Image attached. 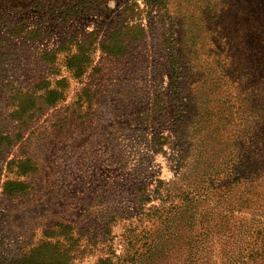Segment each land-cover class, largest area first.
<instances>
[{
  "label": "rangeland",
  "instance_id": "1",
  "mask_svg": "<svg viewBox=\"0 0 264 264\" xmlns=\"http://www.w3.org/2000/svg\"><path fill=\"white\" fill-rule=\"evenodd\" d=\"M137 2L144 32L132 43L125 39L130 47L122 54L101 48L123 18L108 2L99 17L71 23L28 15L23 25L39 26L40 34L13 41L3 56L0 134L11 142L0 145V264H19L41 242L67 250L68 264H103L109 249L120 252L127 230L136 233V218L153 203L141 199L158 180L173 178L180 161L172 145L203 108L186 107L171 83V23ZM91 30L97 42L74 76L65 63L72 47L55 49ZM47 83L62 89L61 99L9 118L13 88ZM18 159L31 169L21 171ZM10 180L28 186L8 195ZM255 260L247 263L264 264V256Z\"/></svg>",
  "mask_w": 264,
  "mask_h": 264
},
{
  "label": "trees",
  "instance_id": "2",
  "mask_svg": "<svg viewBox=\"0 0 264 264\" xmlns=\"http://www.w3.org/2000/svg\"><path fill=\"white\" fill-rule=\"evenodd\" d=\"M137 1L171 23V83L186 107L203 111L192 112L196 124L175 138L180 164L173 178L158 180L141 199L153 203L136 218V233L127 230L120 252L109 249L99 262L256 263L264 256V0H0V62L13 41L40 34L39 26L23 25L28 15L71 23L99 17L108 2L123 18L101 48L122 54L130 47L125 39L144 32ZM96 39L91 30L56 47H72L65 60L72 75L82 74ZM61 98L62 89L48 83L13 88L8 116L21 119ZM10 142L0 134V145ZM16 166L31 169L29 160ZM27 186L10 180L3 190L11 195ZM57 246L41 242L19 264H68L67 250Z\"/></svg>",
  "mask_w": 264,
  "mask_h": 264
}]
</instances>
